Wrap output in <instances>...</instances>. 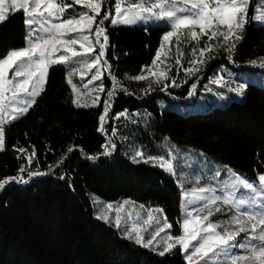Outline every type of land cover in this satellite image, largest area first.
Returning a JSON list of instances; mask_svg holds the SVG:
<instances>
[{
	"label": "trees",
	"instance_id": "1",
	"mask_svg": "<svg viewBox=\"0 0 264 264\" xmlns=\"http://www.w3.org/2000/svg\"><path fill=\"white\" fill-rule=\"evenodd\" d=\"M258 2H249L250 22L236 47L235 63L246 65L264 57V28L251 22ZM105 24L107 60L113 76L125 83L151 64L166 29ZM25 35L20 12L0 24V57L23 47ZM72 97L66 70L50 68L37 102L26 115L5 126L0 178L17 175L19 167L27 164L26 154L17 151L20 147L27 154L35 150L32 168L47 175L24 187L11 185L0 193V264H185L178 248L160 257L95 218L93 197L104 202L128 199L149 208H163L173 234L179 235L180 189L165 171L124 156L121 141L113 155L100 156L95 162L87 159L103 150L105 137L97 131L102 108H76ZM140 108L149 112L151 122L145 129L133 131V139L145 152L157 155L158 146L169 140L201 151L249 180L257 182V175L264 173V89L250 84L241 101L188 117L161 112L151 99L140 103L121 93L114 112L127 109L132 114ZM60 160L63 163H58ZM62 175L64 180L59 178ZM227 217L217 213L213 220Z\"/></svg>",
	"mask_w": 264,
	"mask_h": 264
},
{
	"label": "snow or ice",
	"instance_id": "2",
	"mask_svg": "<svg viewBox=\"0 0 264 264\" xmlns=\"http://www.w3.org/2000/svg\"><path fill=\"white\" fill-rule=\"evenodd\" d=\"M249 2L73 0L69 4L65 0H0V24L8 21L15 12H20L26 32L23 47L10 49L0 57V151L5 150L6 146L5 124L28 113L45 90L50 66L62 64L68 66L67 83L73 94L71 102L76 108L100 107L102 103L97 131L104 135L105 143L101 145L102 152L88 155L87 159L95 162L100 156H111L117 150V139L128 140L127 136L120 135L111 121L131 119V116L127 109L110 114L113 97L119 88L115 76L111 77L112 89L108 90L107 98L101 102L100 93L105 91L103 70L111 68L106 58L109 36L105 22L113 26L151 23L166 29L151 65H144L139 75L131 77L137 81L152 77L148 87L143 90L149 94L152 84L159 86L161 91H167L187 83L189 77L199 73L201 66L216 58L221 50L234 63L236 41L243 38L245 26L250 22ZM73 5H81L87 11H79L65 18L66 10ZM251 22L254 26L264 28V12L254 14ZM181 37L197 43L200 38L207 37L208 42L199 48L198 55L197 49L192 48L196 58L189 60L187 67H184L180 59H176V64L183 67L185 74V79L177 82L176 77L168 74L170 67H161L167 59L161 57L166 48L170 51L174 43L179 45ZM214 40L216 43H212ZM248 64L264 70V57L252 59ZM76 72L80 73L81 81H84L87 73H91L87 81L82 83L83 90L71 78ZM94 81L99 83L93 84ZM209 84L219 89L226 87L228 92L241 97L250 87L246 79L239 78L235 86H232L231 79L226 81L223 74L214 75L209 79ZM205 87L208 92H213L211 87ZM122 90L127 92V89ZM196 90L197 84L192 83L187 95L192 97ZM215 94L219 99H228L223 92ZM131 148L130 158L133 162L150 163L176 179L182 202V217L178 221L180 234L170 231L172 224L162 215L164 210L161 207L148 208L147 218L142 223L140 213L137 212L136 222L130 224L132 213L128 212L127 216L121 214L130 203L128 200L116 207L113 203H107L103 208L98 201H94L98 206L95 215L97 220L115 227L122 232L123 238L160 257L178 248L185 264H264V173L257 175V183L227 165L222 166L226 169L222 173L221 167H216L215 162L205 160L194 164L172 149L165 154L152 155L134 144ZM17 151L26 154L27 165L30 166L35 150L27 154V150L20 147ZM67 151L71 153L73 148L69 147ZM58 163H63V160ZM25 172L27 179L22 175ZM45 175L47 173L29 170L22 165L17 175L0 178V190H4L11 182L28 184L33 177ZM59 178L64 180L65 176ZM186 184L190 187L186 188ZM69 187H72L70 181ZM139 207L145 209L144 205ZM222 211L231 215L225 220H210L214 212ZM143 225H149V228ZM240 233L246 235L243 240L237 241L236 237Z\"/></svg>",
	"mask_w": 264,
	"mask_h": 264
},
{
	"label": "rangeland",
	"instance_id": "3",
	"mask_svg": "<svg viewBox=\"0 0 264 264\" xmlns=\"http://www.w3.org/2000/svg\"><path fill=\"white\" fill-rule=\"evenodd\" d=\"M65 2L71 4L73 2V0H65ZM112 2H114V0H112ZM79 11H87V9H84L83 6H81V5H73L72 8H69L66 10L65 18H67V16H69V15H74V14L78 13ZM259 12H264V0H259V2H258V7L256 9L255 14H259ZM15 13H17V12H15ZM113 13H114V8H113ZM111 26L112 27H152L155 25L150 23L148 25L137 24L135 26H124V25H117V26L111 25ZM239 41H236V47L239 44ZM207 42H208L207 37L200 38L198 43L196 41H192L190 39L185 40L184 37H181L179 45H176L174 43L173 46L171 47L170 51L167 50V48H166V50L162 53L161 58L162 59L167 58V59H166V64L161 65V67H165V66L170 67L171 71L168 73L169 76L170 77H173V76L176 77L177 82L183 81L185 79L184 70H183V67H180L179 65L176 64V59H180L183 62L184 67H187L188 61L196 58V56H194V54L192 52V48L197 49L196 55H198L199 48L202 47ZM212 43H216V41L214 40V41H212ZM177 47L179 48V52H177ZM107 52H108V48H107ZM107 52H106V58H107ZM181 53H183V55H180ZM217 61H224V62L223 63H216ZM53 67L64 68L66 70V75L68 76V66L67 65L55 64V65L50 66V68H53ZM255 70H261V69L258 67L249 66L248 63L246 65L238 64L235 62L233 63L232 61H229L226 58V55L223 54V51L221 50L220 54H218L216 56V58L208 60L205 65L201 66V71L199 73H197L195 76L189 77L187 83H181L180 87L169 88L167 91H161L159 86H157L156 84H152L151 85V91L149 92V94H145V92L143 90L148 87L149 81L152 79V77H149V79L145 80V81H137V80L128 78L125 83L118 80L119 81V88L117 89L116 95L113 97V104H112V108L110 109V114L114 113L116 101L118 100L119 95H121V93L128 98L129 97L136 98L137 101L140 103L146 102L148 99H151L152 102L160 109L161 112H164V111L175 112V113H177L183 117H188V116H192V115H196V114H205V113L211 112V110H213L214 107L224 108L228 104V103H225L226 100H222V99L218 98V96L215 94L217 92H223L228 98L230 96H233L236 98L241 97V96H236L234 93L228 92L226 87L223 89H219L214 84L210 85L209 84L210 78H212L216 74H223L226 81L231 79L232 86H235V81H236V79L239 78V79H246L249 84L255 85V86H258V87L264 89V72H257ZM93 71H95V69H93ZM112 71H113L112 66H111L110 70H103L102 80H103V83L105 86V91L103 93H100L101 102L103 101V99L107 98L108 90L112 89V87H113V82H112V78H111L113 76ZM109 72L111 73V75H109ZM229 74H231V77L229 76ZM10 75H11V73H10ZM90 75H91V73H87L85 75L84 81H81L80 73L76 72L75 74L72 75L71 78L73 79V82L76 83L78 87H81V90H83L82 89V83L86 82L87 79L90 77ZM96 83H99V82L98 81L93 82V84H96ZM192 83L197 84V90H196V93L192 97H189L187 95V92H188V89L190 88ZM205 86L211 87L213 89V92H208ZM89 87L91 88L92 85H89ZM122 89H127V92L123 91ZM100 107L102 108V103H101ZM100 107H92V108H100ZM129 114L131 116V119H124V118H121L120 120L113 119L111 121V124H112V126L118 128L120 135L128 137L127 141H121L120 139H117V143L121 141V143H122L121 153L124 156L130 157V153L132 151V148H131L132 144H134L137 148H143L142 146L136 145V142L133 139L134 138L133 135H135L136 132H133V131L138 130L139 128L145 129L150 124L151 119H150L149 112L143 108H140L138 111H136L132 114L131 113H129ZM12 122H14V121H12ZM8 124L9 123H6L5 126ZM169 149L174 150L178 155L183 157L185 160L190 161V162H194V164H200L201 162H203L205 160L209 163L215 162L213 159H211L207 155L203 154L201 151L194 150V149H191L188 147L177 146V145L171 143L169 140L163 141L158 146L157 152L159 154H165V152ZM143 150H144V148H143ZM0 152H2V151H0ZM33 158H34V156L32 157V164L30 166L26 164L25 166L28 167L29 170H33V171L39 170L37 168H34V169L32 168L33 167ZM215 166L221 167L222 173L226 172V169L222 168V166H223L222 164L215 162ZM40 172H43V171H40ZM235 172L239 173L237 171H235ZM43 173H47V172H43ZM239 174H241V173H239ZM22 175L24 176L25 179L28 178L26 172L23 173ZM45 176L33 177L31 180H29L28 184L11 182L8 185H6L5 188L10 187L11 185L24 187V186L29 185L31 182H33L35 180L43 179ZM169 176H171V175H169ZM242 176H244V175H242ZM172 178H174V177H172ZM257 183H258V181H257ZM185 187L186 188L190 187V185L186 184ZM2 191L3 190H0V193ZM125 200H128V199L119 200L117 202H104L98 198L93 197L92 202H93V207L95 209V212H97L98 206H97V204H94V201H98L101 208H103V207H106L107 203H113L114 207H116V206H118L119 203H122ZM128 201H130V203L128 205H126L125 208L123 209V211L121 213L122 216H127L128 212H131L132 216H131V220L129 221V223L131 224L133 222H136V213L139 212L140 216H141L140 222L142 223L143 219L147 218V209L149 207L145 206V209L141 210L139 207L141 204L132 202L131 200H128ZM217 213L224 214L225 216L231 215V213H226L224 211L214 212L213 215L210 217V220H212L213 222H216L213 220V218L215 217V215ZM114 214H115L114 212L111 213L112 216H114ZM162 215H164V213ZM181 217H182V214H181ZM220 220H225V218L220 219ZM220 220H218V221H220ZM111 227H113V226H111ZM143 227L149 228V225H143ZM152 227H154V225ZM113 228H115V227H113ZM170 231L173 233L172 229ZM119 232L122 234L121 231H119ZM146 235H147V233H146ZM161 235H163V233ZM245 235H246V233H240L236 237V240L237 241L243 240ZM236 251H240V250L236 249Z\"/></svg>",
	"mask_w": 264,
	"mask_h": 264
},
{
	"label": "crops",
	"instance_id": "4",
	"mask_svg": "<svg viewBox=\"0 0 264 264\" xmlns=\"http://www.w3.org/2000/svg\"><path fill=\"white\" fill-rule=\"evenodd\" d=\"M243 97L244 96H242L240 98H236V97L230 96L228 99H226L225 103H228L229 104L230 102H233V101H241L243 99Z\"/></svg>",
	"mask_w": 264,
	"mask_h": 264
}]
</instances>
